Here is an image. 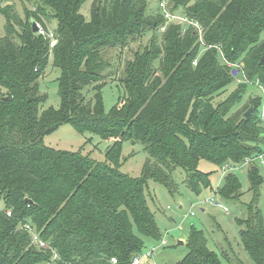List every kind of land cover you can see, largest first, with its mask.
<instances>
[{
	"label": "trees",
	"instance_id": "16d2710c",
	"mask_svg": "<svg viewBox=\"0 0 264 264\" xmlns=\"http://www.w3.org/2000/svg\"><path fill=\"white\" fill-rule=\"evenodd\" d=\"M28 1L32 9L21 18L0 0L6 22L0 35V264H112V256L117 264H130L145 247L142 237H160L147 205L149 179L171 191L172 172L180 168L186 186L199 194L210 185L209 175L197 168L201 159L232 168L261 154L259 97L251 96V114L240 120L237 114L225 119L236 90L219 112L207 114L206 108L208 98L240 77L245 81L238 86L255 79L264 91V0H170L173 13L181 10L201 23L202 39L190 25L165 23L149 0H92L88 20L80 11L87 0ZM32 20L44 27L56 21L54 46L33 31ZM147 33L149 42L126 61L120 80L131 102L104 113L102 53ZM49 62L60 72V104L41 109L47 95L38 80ZM64 122L111 138L105 159L45 145L43 138ZM124 140L141 143L147 153L138 177L120 170ZM247 174L254 197L249 218L238 219L239 235L253 264H264L257 205L263 178L254 164ZM218 193L239 196L237 174L227 173ZM25 223L46 247L33 244ZM187 237L188 253L174 264H222L202 230L191 228Z\"/></svg>",
	"mask_w": 264,
	"mask_h": 264
},
{
	"label": "rangeland",
	"instance_id": "374dc122",
	"mask_svg": "<svg viewBox=\"0 0 264 264\" xmlns=\"http://www.w3.org/2000/svg\"><path fill=\"white\" fill-rule=\"evenodd\" d=\"M8 2L13 5L12 7H14L21 18H25V9H32V1L7 0V2H3V5ZM91 2L92 0H87L80 8L87 20L90 17L89 7ZM148 4L150 9L157 10L154 0H149ZM181 13V10L174 11V16L176 15L177 18L172 21L181 23ZM5 23V16L0 12V35L5 33ZM46 25L54 31L56 21L47 20ZM161 30L163 31L164 29ZM161 30L157 32L158 36H160ZM261 36L264 37L263 32ZM149 38L150 33H147L141 37L130 39L129 43L122 48L108 47L102 53L105 62L102 71L103 74L107 75L106 84L104 83L100 89L104 113L107 114L116 103H121L123 100L131 102L132 96L125 91L124 86L122 87L120 83L121 78L124 77V65L127 60H131L134 57V51L143 48L149 42ZM202 50L203 48L199 50V53ZM50 63L38 80L41 93L47 95L46 100L41 104V109H46L49 106L57 108L60 104L57 88V78L60 76V72L57 68L52 67ZM244 81L243 77L235 79L227 89L216 92L211 98H208L207 102L210 103L211 107L206 108L207 114H211L213 111V114L219 112L224 101L228 99L232 91L236 90V100L230 104V110L225 119L236 114L239 116V120L244 116L246 117V111L250 109L251 112L252 97L256 96L263 100L264 91L262 85L255 79L252 81L247 80V87L238 86L240 82ZM245 88L246 90L243 94ZM240 93L241 95L238 98L237 95ZM243 110L245 111L243 112ZM232 127H238V125H233ZM258 128L264 132V121H261V124L258 123ZM111 142V138L102 139L95 133H81L68 122H64L43 138V143L47 146L71 151L81 149L84 154H88L91 159H96L97 161L105 159V151ZM121 147L120 162L122 164L118 161L121 164L120 170L124 173L127 172L133 177L140 176L147 157L142 144L124 140ZM261 151V154L253 157L251 162L244 161L232 168L226 164L223 166L215 165L209 160L201 159L197 168L209 175L210 185L202 188V192L199 194L194 193L186 186L185 172L180 168H176L172 172L171 191H168L158 181L151 179L147 181V186L145 187L147 205L154 215L160 236L157 241L142 237L147 248L152 245L158 247L152 256V261L157 264H174L181 260L188 253L187 236L189 230L194 228L204 232L207 238V247L218 254L222 264H253L241 241L239 235L241 225L238 219L246 220L251 214L248 207L253 201L254 193L249 189L247 170L249 165L254 164L263 178L262 183L258 187L257 205L264 225V145L261 146ZM232 172L237 174L239 178L241 194L233 198L221 197L218 193V188L223 185L224 177L227 173ZM3 206V201L0 199V208H3ZM135 233L139 236L136 230ZM161 239H164L166 243L160 244ZM178 240H182L183 243L178 244Z\"/></svg>",
	"mask_w": 264,
	"mask_h": 264
},
{
	"label": "built area",
	"instance_id": "2783aa9c",
	"mask_svg": "<svg viewBox=\"0 0 264 264\" xmlns=\"http://www.w3.org/2000/svg\"><path fill=\"white\" fill-rule=\"evenodd\" d=\"M154 1L156 2L157 8L159 9L160 13L163 14L165 18V23H167V21H172L175 18H177V16L176 15L174 16V13L169 8L170 0H154ZM35 22H36V27H37L36 33L38 35L43 36L44 38H47L48 42L50 43V47L54 46L57 43L54 31L50 29L49 27H46V26L44 27L40 22H37V21ZM181 22L186 24V26L190 25L194 27L199 33V36L202 35V25L200 22L190 20L184 15H182L181 17ZM165 26H163L161 29H165ZM263 97H264V93H263ZM258 112H259L260 121H264V98L261 102V106ZM250 160L251 158L248 157L246 161H250ZM7 213L8 215L11 214L10 211H8ZM24 227L25 229L29 231L30 236H31V241L33 242V244L39 247L47 246V243L39 238L36 230L32 226H30L28 223H25ZM165 243L166 241L164 239L160 240V244H165ZM157 248L158 247L156 245H152L150 248H147L146 246L143 247V249L140 252H137L132 256L130 260V264H157L155 261H152V256ZM57 257L58 256L56 255V253L53 252L51 260H55ZM110 262L112 264H117V258L115 256H112V258L110 259ZM46 264H50V263H46Z\"/></svg>",
	"mask_w": 264,
	"mask_h": 264
},
{
	"label": "water",
	"instance_id": "95a60500",
	"mask_svg": "<svg viewBox=\"0 0 264 264\" xmlns=\"http://www.w3.org/2000/svg\"><path fill=\"white\" fill-rule=\"evenodd\" d=\"M31 27H32V29H33L34 32L37 31L36 22H35L34 20L31 21ZM263 60H264V56H262V58L260 59V63H262ZM249 112H250V109H248V110L246 111V116H249V115H250ZM25 201L30 202L31 200L28 199V198H26ZM182 243H183L182 240H178V244H182Z\"/></svg>",
	"mask_w": 264,
	"mask_h": 264
},
{
	"label": "crops",
	"instance_id": "0c3cea01",
	"mask_svg": "<svg viewBox=\"0 0 264 264\" xmlns=\"http://www.w3.org/2000/svg\"><path fill=\"white\" fill-rule=\"evenodd\" d=\"M9 3V2H8Z\"/></svg>",
	"mask_w": 264,
	"mask_h": 264
}]
</instances>
